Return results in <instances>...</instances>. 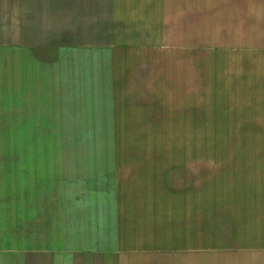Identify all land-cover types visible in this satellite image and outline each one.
Here are the masks:
<instances>
[{"label":"crops","instance_id":"0c3cea01","mask_svg":"<svg viewBox=\"0 0 264 264\" xmlns=\"http://www.w3.org/2000/svg\"><path fill=\"white\" fill-rule=\"evenodd\" d=\"M158 50L115 41L65 46L46 61L27 46H0V83L12 76L10 104L23 121L17 125L71 126L72 119L105 118L112 126L109 120H119L125 104H160L158 88L155 98L150 92L141 98L144 86L159 85L160 66L167 71ZM161 96L165 103L164 89ZM14 155L13 183L0 185V264H172L168 255L186 256L190 264L189 257L198 255H207L209 264H253L250 255H264V237H240L245 224H264V198L251 183H215L213 174L201 172L208 168L199 173L190 161L214 157Z\"/></svg>","mask_w":264,"mask_h":264},{"label":"rangeland","instance_id":"374dc122","mask_svg":"<svg viewBox=\"0 0 264 264\" xmlns=\"http://www.w3.org/2000/svg\"><path fill=\"white\" fill-rule=\"evenodd\" d=\"M115 41L151 44L166 57L159 85L144 86L141 96L155 98L158 88L160 104H125L122 117L109 120L112 126L105 118L17 125L23 121L10 104L13 79H2L0 185H12L14 154L20 152L197 153L214 158L190 159L199 168L194 170L208 168L201 172L213 174L215 183H251L264 198V0H0V46H27L49 61L65 46ZM249 225L240 237H264L263 223ZM250 257L264 264V255ZM167 258L190 264L186 256ZM189 258L192 264L211 261L207 255Z\"/></svg>","mask_w":264,"mask_h":264}]
</instances>
